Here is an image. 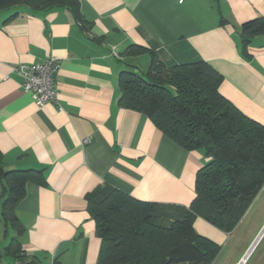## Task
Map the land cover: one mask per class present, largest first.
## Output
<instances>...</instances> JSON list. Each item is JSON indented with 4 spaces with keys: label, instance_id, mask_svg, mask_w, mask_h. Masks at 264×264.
Here are the masks:
<instances>
[{
    "label": "crops",
    "instance_id": "crops-1",
    "mask_svg": "<svg viewBox=\"0 0 264 264\" xmlns=\"http://www.w3.org/2000/svg\"><path fill=\"white\" fill-rule=\"evenodd\" d=\"M79 1L84 27L66 7L0 13V152L8 170L39 171L46 181L26 185L15 212L23 233L11 252L16 230L3 224L0 204V264H97L102 241L86 197L99 187L162 205L194 200L203 153L120 107L122 71L145 76L154 56L167 66L206 62L224 77L222 95L264 125V35L251 42L249 59L240 37L243 24L264 20V0ZM131 46L145 51L127 54ZM49 59L60 63L58 96L40 108L14 69ZM195 223L220 253L238 228ZM263 225L238 253L232 245L230 264H241Z\"/></svg>",
    "mask_w": 264,
    "mask_h": 264
},
{
    "label": "trees",
    "instance_id": "trees-1",
    "mask_svg": "<svg viewBox=\"0 0 264 264\" xmlns=\"http://www.w3.org/2000/svg\"><path fill=\"white\" fill-rule=\"evenodd\" d=\"M19 5L35 11L66 7L85 26L79 0H0V13ZM262 35V18L242 25L247 59L251 42ZM136 48L126 53L145 51ZM223 82L206 62L167 66L157 56L145 76L137 70L119 74L120 107L147 116L184 150L202 152L206 162L189 207L139 201L111 186L90 193L88 211L102 241L97 264H212L220 254L218 244L197 234L196 219L232 233L264 187V125L222 95ZM28 183L46 185L42 172L8 170L0 152L1 220L16 230L6 252L19 246L23 227L15 212Z\"/></svg>",
    "mask_w": 264,
    "mask_h": 264
},
{
    "label": "rangeland",
    "instance_id": "rangeland-1",
    "mask_svg": "<svg viewBox=\"0 0 264 264\" xmlns=\"http://www.w3.org/2000/svg\"><path fill=\"white\" fill-rule=\"evenodd\" d=\"M201 218L196 219L195 222L203 221V219L199 220ZM264 223V187L260 191L258 197L254 201L251 208L248 210L242 221L237 226L236 233L233 236V241L231 243V246L226 248L222 253H220L215 260L212 262V264H230V259L232 258L231 254L228 252L232 245L234 243L236 244V250L235 253H238V251L246 246L247 241L251 238V236L255 233L257 229H259ZM196 224V223H195ZM194 224V228H195ZM196 230V228H195ZM264 231V225L260 232L258 233L256 239L252 243V245L249 247L247 253L251 250L253 245L257 242V239L263 233ZM197 234L201 237H204L208 239V237L204 236L202 233L198 232L196 230ZM246 253V255H247ZM264 255V234L250 253L246 264H260L261 259ZM243 261V260H242ZM243 262H241L242 264ZM245 264V263H244Z\"/></svg>",
    "mask_w": 264,
    "mask_h": 264
},
{
    "label": "built area",
    "instance_id": "built-area-1",
    "mask_svg": "<svg viewBox=\"0 0 264 264\" xmlns=\"http://www.w3.org/2000/svg\"><path fill=\"white\" fill-rule=\"evenodd\" d=\"M59 69L60 63L56 59H49L33 65L20 64L14 70L23 80L24 91L42 108L57 99L56 76Z\"/></svg>",
    "mask_w": 264,
    "mask_h": 264
},
{
    "label": "water",
    "instance_id": "water-1",
    "mask_svg": "<svg viewBox=\"0 0 264 264\" xmlns=\"http://www.w3.org/2000/svg\"><path fill=\"white\" fill-rule=\"evenodd\" d=\"M263 234H264V231H263V233H261V235L259 236L257 242L253 245V247H252L251 250L249 251L248 255L245 257V259H243V261H242L243 263L247 261V259H248L249 255H250V253L252 252V250L254 249V247L256 246V244L258 243V241L260 240V238L262 237Z\"/></svg>",
    "mask_w": 264,
    "mask_h": 264
}]
</instances>
